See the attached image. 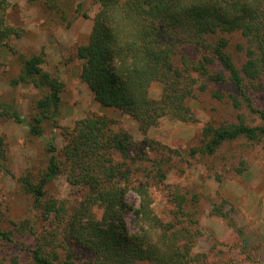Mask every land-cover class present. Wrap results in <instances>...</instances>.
I'll use <instances>...</instances> for the list:
<instances>
[{
  "label": "trees",
  "instance_id": "obj_1",
  "mask_svg": "<svg viewBox=\"0 0 264 264\" xmlns=\"http://www.w3.org/2000/svg\"><path fill=\"white\" fill-rule=\"evenodd\" d=\"M46 3L53 9L57 0ZM10 5L0 0V51L10 38L22 35L8 21ZM83 14L93 25L88 41L76 50L81 80L102 106L135 119L145 137L134 143L114 118L95 113L64 129L61 149L51 136L46 166L19 178L35 213L13 222L14 231L34 238L29 249L33 264H75L74 247L87 252L92 264H217L192 251L204 232L185 209L183 193L170 191L172 219L154 211L149 187L166 178V165L180 152L146 134L164 117L190 121L186 101L196 90H204L206 83L230 82L232 105L248 107L260 122L208 123L190 155L207 157L225 142L264 138V110L253 106L249 94L264 89V0H94ZM234 32L245 40L237 48L244 53L240 65L223 35ZM43 62L41 53L33 54L9 79L12 86L30 83L44 93L31 121L25 122L13 102L0 99V118L25 123L33 136L42 135V123L60 113L62 101L63 83L43 69ZM152 82L161 86L159 98L150 95ZM5 152L0 136V170L8 169ZM60 174L82 191L73 205L46 193ZM130 191L138 196V206L129 202ZM2 240L13 242V231L0 227ZM3 259L0 252V264ZM11 260L18 264L17 257Z\"/></svg>",
  "mask_w": 264,
  "mask_h": 264
},
{
  "label": "rangeland",
  "instance_id": "obj_2",
  "mask_svg": "<svg viewBox=\"0 0 264 264\" xmlns=\"http://www.w3.org/2000/svg\"><path fill=\"white\" fill-rule=\"evenodd\" d=\"M9 1L8 21L21 29L22 35L10 38L0 51V99L13 102L25 122L31 121L36 113L35 104L44 93L30 83L12 86L9 79L19 74L24 59L33 54L41 53L43 69L63 83L60 113L42 123V135H30L25 123L0 118V136L8 164L7 170H0V227L13 231L14 237L13 242L1 241V257L4 264H13V256L18 264H33L29 249L34 238L16 233L13 225L35 213L30 211L19 178L46 166L50 155L46 146L51 136L56 149H61L64 129L72 128L76 120L91 113L114 118L134 143H142L145 135L135 119L98 103L80 78L82 61L76 57V50L89 39L93 20L83 13L94 0H57L53 9L48 7L47 0ZM223 35L240 65L244 53L237 48L245 40L238 32ZM233 89L230 82L206 83L204 90H196L186 101L192 115L190 121L164 117L148 130L147 137L180 152L166 165V178L149 190L154 211L164 220L173 218L170 191L186 196L185 209L193 212L192 218L199 221L204 232L193 247L194 254L205 253L209 261L217 264H264V138L225 142L207 157L190 155V150L200 145L202 128L208 123L218 126L235 123L240 118L249 124L260 122L248 107L232 105L229 95L235 93ZM160 90L158 82L151 83V97L159 98ZM249 94L253 106L264 110V89ZM147 168L150 170L151 164ZM81 192L60 174L51 180L46 193L73 205L82 198ZM127 197L132 205L138 206L134 192H128ZM72 253L75 264H92L88 253L80 248H72ZM138 264L148 262L142 260Z\"/></svg>",
  "mask_w": 264,
  "mask_h": 264
}]
</instances>
